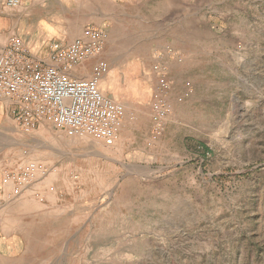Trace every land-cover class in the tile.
Masks as SVG:
<instances>
[{"label":"rangeland","instance_id":"obj_1","mask_svg":"<svg viewBox=\"0 0 264 264\" xmlns=\"http://www.w3.org/2000/svg\"><path fill=\"white\" fill-rule=\"evenodd\" d=\"M106 13L55 18L74 23L69 41L10 37L45 58L104 31L99 90L124 107L112 144L0 116V218L25 264H264V0H112Z\"/></svg>","mask_w":264,"mask_h":264},{"label":"built area","instance_id":"obj_2","mask_svg":"<svg viewBox=\"0 0 264 264\" xmlns=\"http://www.w3.org/2000/svg\"><path fill=\"white\" fill-rule=\"evenodd\" d=\"M20 2L6 0V6L16 8ZM104 39V31L88 28L84 39L67 45L51 43L45 58L34 57L20 39L9 40L0 52V96L11 102L12 118L22 132H33L48 122L69 136L86 135L107 144L116 141L124 107L99 90L109 70L106 61L97 59ZM88 59H96L90 76H74L77 68L83 72L81 66ZM160 88L165 90L163 82ZM33 172V166L23 171L14 196Z\"/></svg>","mask_w":264,"mask_h":264},{"label":"crops","instance_id":"obj_3","mask_svg":"<svg viewBox=\"0 0 264 264\" xmlns=\"http://www.w3.org/2000/svg\"><path fill=\"white\" fill-rule=\"evenodd\" d=\"M2 1L4 0H0V2ZM110 1L112 0H21L16 11L18 17H14V12L10 11L13 9L6 7L4 10H0V52L6 46L10 37L18 31L17 29H21L23 32L22 38L24 41L28 40L27 38L39 41L41 35L46 33L45 39L49 38L48 36L58 37L66 34L64 39L69 41L72 34L71 27L74 23L62 22L59 25L57 21H54L55 18H70L71 16L78 18L106 17V2ZM54 2L67 4L64 7L61 6L60 10H54L51 6ZM75 12L82 14L75 15ZM83 22L86 23L87 21L84 20ZM84 23L79 22L77 27L80 28L79 26ZM44 28H46V33H43ZM27 48H29L34 57L38 58V48L35 45L27 44ZM95 60L92 59L85 64L86 70L83 73L87 77L91 74V65ZM11 110V102L0 96V116L7 119L10 118L9 116L12 115ZM3 124L0 126L4 127ZM3 192L4 190L0 182L1 196H3ZM11 230L9 220L7 218H0V264H25L24 258L27 256V250L26 248L22 249V240L11 234Z\"/></svg>","mask_w":264,"mask_h":264},{"label":"bare ground","instance_id":"obj_4","mask_svg":"<svg viewBox=\"0 0 264 264\" xmlns=\"http://www.w3.org/2000/svg\"><path fill=\"white\" fill-rule=\"evenodd\" d=\"M83 68V67H82Z\"/></svg>","mask_w":264,"mask_h":264}]
</instances>
